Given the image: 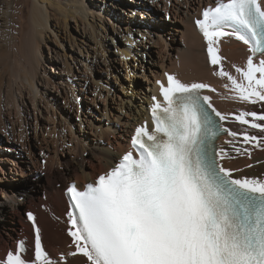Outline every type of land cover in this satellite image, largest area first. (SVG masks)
I'll list each match as a JSON object with an SVG mask.
<instances>
[{"label": "bare ground", "instance_id": "bare-ground-1", "mask_svg": "<svg viewBox=\"0 0 264 264\" xmlns=\"http://www.w3.org/2000/svg\"><path fill=\"white\" fill-rule=\"evenodd\" d=\"M181 2L174 5L171 0H0V56L4 65L0 64L7 70L0 68L8 75L0 79V105L8 103L4 106L6 123L0 122V141L5 142L0 143V262L6 264L10 252L17 255V243L24 239L27 254L23 258L39 264L35 261V227H39L42 246L53 264H90L77 252L69 235L74 229L64 189L73 177L78 190L87 182H95L129 150L130 137L138 127L146 123L151 129L150 98L154 93L162 97L160 86L154 87V82L161 80L167 85L166 72L183 83L204 81L215 89L203 95L211 97L212 107L226 117L223 126L238 133L236 137L227 133L215 141L214 152L223 149L227 154L219 163L234 170L235 178H264V145L245 141L246 135L264 139V133L250 124H238L235 119L240 112L264 115V101L239 100L237 93L225 86L230 83L227 77L218 75L220 66L211 64L207 41L198 33L195 21L200 18L201 9L212 6L214 0ZM167 28L171 38L166 39ZM169 40L176 45L169 44ZM49 42H53L50 47ZM8 44L12 47L5 49ZM157 49L163 76L153 74L157 72L152 68L157 62L153 63ZM219 49L224 70L247 83L236 67H247L251 55L248 46L226 36L220 40ZM8 50L13 62L9 61ZM170 50L178 51L176 59ZM133 58L136 69L131 72L128 61ZM260 59L264 56L258 55L253 62L258 64ZM147 69L153 77L151 87L137 86L146 96L134 114L136 121L130 123L129 118L123 120L122 113L112 111L121 96L97 88L104 86V80L112 86L111 78L118 84L122 76L121 87L128 85L129 90H135L131 74L140 72L143 75L139 78H144ZM93 71L102 75V80H96ZM66 77L69 81L73 77L69 95ZM99 82L103 84L97 85ZM134 90L131 103H135L137 96ZM81 99L90 103L84 109ZM75 115L78 123L73 124L69 119H75ZM77 126L75 136L73 128ZM44 168L50 170L49 174L45 172L46 177L41 173ZM7 180L18 187L7 186ZM51 188L54 190L47 193ZM54 195L59 208L51 201ZM20 204L27 209L19 210ZM29 212L36 217L35 226L27 217ZM73 252L77 254L72 255Z\"/></svg>", "mask_w": 264, "mask_h": 264}, {"label": "snow or ice", "instance_id": "snow-or-ice-1", "mask_svg": "<svg viewBox=\"0 0 264 264\" xmlns=\"http://www.w3.org/2000/svg\"><path fill=\"white\" fill-rule=\"evenodd\" d=\"M202 17L195 23L207 41L211 64L220 66L218 75L227 77L239 100L264 101V59L253 62L257 53L264 56V4L217 0ZM226 36L248 46L247 67H236L247 83L221 64L219 43ZM165 75L167 85L157 81L164 103L152 97L154 130L145 123L131 140L139 156L130 150L86 190L74 183L67 189L74 209L69 235L77 252L90 264H264V178H235L234 170L218 162L227 154L211 148L209 138L217 135L212 113L220 120L226 117L212 107L211 97L201 94L210 85ZM235 119L264 133V123L255 122L264 121V115L240 112ZM245 141L264 145L255 135H246ZM27 217L35 226L36 217L31 212ZM19 250L26 251L23 240ZM35 261L53 264L39 227ZM6 264L33 262L9 253Z\"/></svg>", "mask_w": 264, "mask_h": 264}, {"label": "rangeland", "instance_id": "rangeland-1", "mask_svg": "<svg viewBox=\"0 0 264 264\" xmlns=\"http://www.w3.org/2000/svg\"><path fill=\"white\" fill-rule=\"evenodd\" d=\"M178 1H182L181 3H183V1L184 0H178ZM178 1H174V0H171V2L174 4V5H177L178 4ZM214 2H215V0H214ZM213 3V2H212ZM161 6H162V8L164 7V2H161ZM185 7V6H184ZM165 17H166V15H165ZM52 21L53 20H51L50 21V25H53L55 22L53 21V23H52ZM168 22V21H167ZM170 22V21H169ZM169 32H170V29L169 28H167L166 30H165V38L167 39L168 37H170V34H169ZM60 34H63L64 35V37L66 38V36H65V34L63 33V32H61ZM54 38V37H53ZM146 38V37H145ZM171 38V37H170ZM181 38V36H179V39ZM140 39H142V38H140ZM155 39H157V37L155 36ZM147 40H148V38H147ZM52 43L53 42H49V47L50 46H52ZM168 43L169 44H172L173 46H175L176 44H174L173 42H172V40H169L168 41ZM120 44L121 45H124L123 44V42H120ZM10 44H8V46H5L4 48L6 49V47H9V48H11L12 46L10 45ZM171 52H172V55H173V58L174 59H176V56H177V50H170ZM157 52H159V50L157 49V51L154 53V62L153 63H155V61H157L155 64L156 65H154L153 64V69L154 70H157V72L155 73V72H153V74H159V75H161L162 73H163V70H162V67H161V64H160V59L158 58V54H157ZM8 53H10V51L8 50V52H7V54ZM196 52H194V54H195ZM11 54V53H10ZM113 55V52H110L109 53V56H112ZM197 55H195V57H196ZM121 57L119 56V58L118 59H120ZM12 60H14L13 59V56H12V54H11V57H10V60L9 61H11V62H13ZM133 60H135L134 58L133 59H131V61L129 60L128 61V66L129 65H131V72L132 71H134L136 68V64H135V62L133 61ZM0 62H1V64H3V60L1 61V56H0ZM7 63H9V62H7L6 61V64ZM0 64V67L2 66ZM4 65V64H3ZM151 67V65H150V63L148 64V67ZM2 67H4V69H6L7 70V67L6 66H2ZM1 67V68H2ZM149 67V68H150ZM0 68V79H1V77H5V76H8V75H6L7 74V72L6 73H4L6 70H4V69H1ZM160 72V73H159ZM4 73V75L2 76V74ZM145 73H146V77H144V78H146V79H144L143 77L142 78H139V76L141 75H143L142 73H137L138 75H134L133 76V73L131 74L132 75V79H133V81H134V84H133V88L135 87L136 89L134 90V89H132V87L130 88V90H129V87H128V85H125L124 87H121V85L122 84H120L121 82H122V79H123V81H124V77L122 78V76H120L119 77V81H118V84H117V82L116 81H114V78L112 79L111 78V82H112V86L111 85H109V84H106L104 81H102L103 83H104V86H102V87H100V88H97V90L98 91H100L102 88L103 89H105V90H109V91H111V94L113 93V91H115V93L116 94H119L121 97L119 98V96L117 97V100H116V97H115V100H116V102H115V105H113L112 107H113V109H112V111H113V113L114 114H120V113H122L123 115H122V118H123V120H125V119H128L129 118V122L130 123H133V122H135L136 120H134V118H137V116L135 117L134 116V114L136 113L137 114V111H138V109L140 108V106H139V104H140V100H141V103H143V101H144V99L142 98V97H144L145 98V96H146V93H145V95H144V93H143V91H141L140 90V88L139 87H137V86H140V85H144V86H146L147 88L149 87H151L150 85H151V83H150V81H151V79L153 78L152 77V74H151V71L149 70V69H147L146 71H145ZM91 74H93V77L96 79V80H102V78H101V76H100V74L98 73V72H92ZM51 76H52V73H51ZM136 76V77H135ZM138 76V77H137ZM134 77H135V80L136 79H138V80H134ZM73 78V77H72ZM72 78H71V80H72ZM101 78V79H100ZM144 79V80H143ZM70 80V81H71ZM70 81H69V78L67 79V77H66V79H65V82L67 83V87H66V89L67 88H69V89H67V93H68V95L70 94V90H72V87H70V86H72V84H70ZM1 82V81H0ZM101 82V81H100ZM100 82L99 83H96L97 85H102V84H100ZM230 82V81H229ZM138 83V84H137ZM70 84V85H69ZM120 84V85H119ZM124 84V83H123ZM69 85V86H68ZM105 85L107 86V87H105ZM105 87V88H104ZM146 87H144V88H146ZM122 88H124V89H122ZM143 88V89H144ZM227 88H229V90H231L232 91V87H231V82L229 83V85H228V87ZM113 89V90H112ZM107 90V91H108ZM134 90V95L136 96L135 97V99H134V102L135 103H131L130 101V99L132 98L131 97V93H132V91ZM139 94H141V97L139 96V98H138V93ZM74 93H76L75 91H74ZM127 94V95H126ZM141 98V99H140ZM124 102H123V101ZM81 102H82V105H81V108L82 109H84V107L86 108V106L88 105V104H90V103H88V104H86V102L84 103V101H82V99H81ZM3 104H2V106L0 105V113H2V114H0V116L2 117V119H0V122H1V124H3L4 123V121L6 120V107H4V106H6L7 104L5 103V101L4 102H2ZM131 103V104H130ZM6 104V105H5ZM10 104V103H9ZM129 104V105H128ZM84 105V106H83ZM124 106V107H123ZM2 107V108H1ZM121 107H123V109H121ZM81 108H80V110H81ZM96 108V107H95ZM132 108L135 110V112H133V110H132ZM12 110V109H11ZM55 110H57V108L55 107ZM13 111V110H12ZM69 111V110H68ZM67 111V113H69ZM83 111V110H82ZM131 111L133 112L132 113V115H131ZM3 113H5V114H3ZM83 113V112H82ZM70 114V113H69ZM71 115H73V114H71ZM239 115V114H238ZM58 116V115H57ZM65 117V116H64ZM75 119H69L70 121H73V124H75V122H77L78 123V119H77V117H76V115L75 116H73ZM66 118V117H65ZM246 119H248V120H254V117H246ZM3 120V121H2ZM67 120V119H66ZM3 122V123H2ZM261 123H264V121H260ZM5 123H6V121H5ZM238 124H240L239 123V121L237 122ZM75 128H77L78 129V126L77 127H74L73 128V133H74V135L75 136H77L76 134H77V132H76V129ZM131 129V128H130ZM131 131V130H130ZM59 132V130H57V133ZM66 133H68L67 131H66ZM129 134H131V133H129ZM79 135V134H78ZM1 137L2 138H4L5 140H6V137H4V135H2L1 134ZM90 137V136H89ZM92 137V136H91ZM127 139H128V137H127ZM0 143H2V144H4L3 142H1L0 141ZM96 144H99V143H96ZM102 145V144H101ZM60 148H62V147H60ZM14 152V151H13ZM15 154V153H14ZM61 158H63V157H61ZM62 160V159H61ZM46 169L47 168H44V170H42V172L41 173H44L43 174V176H45L46 175V173L45 172H47V174H49V172H50V170L49 169H47V171H46ZM1 176H3V174H1ZM46 177V176H45ZM43 181H44V179H43ZM5 183H7L8 185L7 186H12V187H18V186H16V185H14L10 180H7V181H5ZM4 183V184H5ZM6 186V187H7ZM10 186V187H11ZM23 188V187H22ZM52 188H53V185H52ZM51 188V189H52ZM50 193V192H49ZM48 195V194H47ZM52 202H54L55 203V205L59 208L60 206L58 205V203H56L57 202V198H55V195H54V199H53V197H52V200H51ZM23 207V209H27V207L28 206H21V204L20 205H18V208H19V210H21V208ZM54 209V208H53ZM23 211H25V210H23ZM25 214V213H24ZM25 228H27L26 229V232L27 233H29L30 231H29V229L30 228H28V226L26 225V227Z\"/></svg>", "mask_w": 264, "mask_h": 264}, {"label": "built area", "instance_id": "built-area-1", "mask_svg": "<svg viewBox=\"0 0 264 264\" xmlns=\"http://www.w3.org/2000/svg\"><path fill=\"white\" fill-rule=\"evenodd\" d=\"M163 74H164V72L162 73V76H163ZM158 84H157V82H154V87H156ZM151 99V98H150ZM75 180H76V178L75 177H73V182H75ZM54 189H50V190H48L47 191V193H49V192H52Z\"/></svg>", "mask_w": 264, "mask_h": 264}]
</instances>
